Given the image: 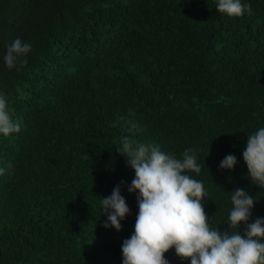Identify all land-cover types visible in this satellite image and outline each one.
Returning a JSON list of instances; mask_svg holds the SVG:
<instances>
[{
    "label": "trees",
    "instance_id": "16d2710c",
    "mask_svg": "<svg viewBox=\"0 0 264 264\" xmlns=\"http://www.w3.org/2000/svg\"><path fill=\"white\" fill-rule=\"evenodd\" d=\"M242 3L251 15L217 0H0V95L21 123L0 134V264H123L139 209L117 149L132 120L140 142L195 150L212 227L231 231L236 188L256 198L246 223L264 218L242 155L264 127V0ZM16 38L31 50L9 69ZM228 154L234 169L220 168ZM117 185L130 209L119 231L101 206ZM165 258L191 264L174 248Z\"/></svg>",
    "mask_w": 264,
    "mask_h": 264
},
{
    "label": "clouds",
    "instance_id": "9594fccd",
    "mask_svg": "<svg viewBox=\"0 0 264 264\" xmlns=\"http://www.w3.org/2000/svg\"><path fill=\"white\" fill-rule=\"evenodd\" d=\"M216 9L232 17L252 14L251 5L242 0H217ZM30 50L29 43L16 38L3 57L6 66L12 69L26 64L24 57ZM129 123L133 136H124L117 151L128 158L127 165L135 172L128 191L137 193L139 211L134 233L122 244L123 264H169L165 253L172 248L182 259H190L191 264H264V218L246 223L256 198L243 188L232 191V208L226 221L231 231L221 233L217 225L212 227L209 223L203 182L189 174L201 172L195 150L186 148L177 158L155 143L138 141L134 134L142 129L134 120ZM20 130L21 123L12 118L6 99L0 95V134L7 137ZM242 155L248 176L264 188V127L247 137ZM236 164L237 157L228 154L220 168L234 169ZM11 167L9 163L8 168ZM4 172L0 168V175ZM124 183L121 181V185ZM101 206L107 216L103 226L121 230V220L130 209L120 185L101 199ZM241 222L246 223L243 234L239 231Z\"/></svg>",
    "mask_w": 264,
    "mask_h": 264
}]
</instances>
